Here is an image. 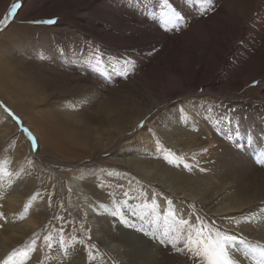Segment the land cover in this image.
<instances>
[{"label": "bare ground", "instance_id": "6f19581e", "mask_svg": "<svg viewBox=\"0 0 264 264\" xmlns=\"http://www.w3.org/2000/svg\"><path fill=\"white\" fill-rule=\"evenodd\" d=\"M13 1L0 0V18L7 12ZM46 1L43 6L48 4ZM51 1L57 5L62 3V0ZM89 2H92L90 8H84L85 12L79 14L81 18H83L82 15H88V17L94 15L93 25L89 26L76 18L80 24L79 27H86L83 37L78 36L76 33L78 29L72 25H63L65 27L61 31V36L43 48L42 60L45 61L42 64L34 63L33 66H21L16 60H13L0 68V87L3 89L5 85L11 88L14 85L21 86L25 92L34 95L32 98L42 106H46L50 102L45 98L44 90L47 91L49 87L47 86L43 90L42 86L45 85L47 76H69L72 83L80 87L77 94L79 96L85 94L84 101H89L86 106L82 107V110L90 112L95 118L94 120L98 122L106 121L109 114L113 112V108H117V106L110 108L114 99L118 100V104H127L129 110L127 108L116 109L112 116L116 121L124 122L127 125L128 128H123V133L126 136L127 133L134 130L139 131L142 121L146 123L156 117L157 122L147 138L150 139L155 133L154 138H160L173 152L192 159L199 170L202 167H207L208 170L198 179L200 173L196 169V177L186 180L185 173H179L164 165L161 168L156 163H151L150 157H145L143 160L136 159L135 165L131 168L144 173L159 184L171 188L172 194L177 195V198L184 197L186 202L182 200L179 205H176L177 202H175L167 205L166 208L179 213V218L182 216L184 219H188L190 225L198 224L200 218L195 221L191 219L189 213L183 211L186 206L184 204L193 201L205 204L206 200H209L208 207L214 215V220L221 223L222 226L236 231L233 233H242L249 240L264 244V164L256 162L259 145H248L246 141V145L243 146V138L247 139L244 136L229 140L227 136L233 132L235 123H229L224 119L225 111L232 109L234 117L239 122L241 135L252 130L259 135L260 129L264 128V112H256L258 115L254 116L249 112L246 102L240 105L224 104L222 107H218L219 100H215L218 95L216 92L228 91L229 94L234 93L233 97L240 92V88L248 85L246 84L248 80L252 82L254 79L264 78V60L260 59L262 62L254 67H251V63L254 62H250L255 59L252 58L254 54L258 57L264 54V0H214V7H220L217 12H225L231 18L218 23L215 22L217 12L213 15L198 14V5L195 0H171L173 7L185 14L187 20L186 28L172 32H166L164 26H160V17L156 15L161 11L160 0H73V5L88 6L86 4ZM33 5L37 10H40L37 0H25L11 24L0 33V56L6 53V50L14 51L15 46L19 43H23V51L30 52L35 47L40 50L39 41L46 35H52L38 26L17 23L24 17L25 10L28 7L32 8ZM151 11L157 13L152 14ZM36 12L37 16L38 11ZM60 25L62 24L57 26ZM165 27L171 28L172 26L166 25ZM232 29L235 30L234 38H231L229 32ZM55 30L57 29L55 28ZM94 37L101 40L100 44L96 46L100 53L97 57L101 61L100 72H94L91 68L86 71L87 66L83 63L84 59L90 55L85 44L87 42L91 45L95 41ZM80 38H85V40ZM174 46L177 48L172 49ZM127 61H131L127 67V75H121V66L125 65ZM64 65L73 67V72H69V74L67 71L64 72L65 70L60 68ZM113 66H115V71ZM142 66L146 67L145 70H142ZM25 67L34 68L38 72L36 81H25L24 78L30 79V76L25 72ZM157 67L161 69L160 74L157 73ZM256 67H259V72L254 75ZM44 71L46 72L42 75ZM241 72H243L242 75ZM72 74L73 76H71ZM102 79H106L110 84L103 83ZM226 79H231L233 83L236 80L246 81V83H238L237 87H229L230 84H227ZM111 84H114L118 89L115 90ZM257 86H264V83H259ZM192 88H202V93L198 95L197 99L186 98L182 103L172 101L175 96L185 94ZM99 90H104L108 97L103 103L106 110L97 112L98 116L104 117L96 118L92 105L96 99L95 93ZM202 94H208V96L201 97ZM238 97L240 94L234 98ZM261 97L264 98V93ZM145 98L152 102L151 106L141 107ZM2 99L8 103L12 112L15 110L23 113V109L15 103L14 98L2 96ZM84 101L82 105L85 103ZM1 109L0 107V116L2 115ZM58 111L61 110L58 109ZM39 113L44 115L43 111ZM1 121H4V124L2 123L4 127H0V133L3 135L6 133L7 138L10 137L9 140L20 133L15 120L5 115L4 120ZM9 127L12 128V131L6 132V128ZM31 127L34 129L35 125L31 123ZM39 136V143H43L47 138L41 132H39ZM16 137H20V141L25 138L23 133ZM199 139L210 143L206 148L209 150V155L204 158L199 150L194 149ZM115 140L112 141V145ZM184 140H187L188 144L182 146L180 142ZM136 142H138L137 139L135 145L128 146L127 150L131 151L132 149L133 154L146 152L144 149L140 150L141 145ZM11 143L13 144V142L9 144ZM49 143V140H45L47 146ZM18 150L19 145L14 151L19 157ZM203 163L204 165H201ZM220 175L222 177L215 179L214 176ZM32 180L36 184L40 182L38 177L25 176L22 177L19 185L16 183L13 188H8V195L4 201L7 205L3 206L5 208L3 212L0 209V214H2L0 215V261H3L2 259L8 255L11 246L16 242H22L31 232L39 228L40 224L35 226L36 223L29 220L20 222L22 218L29 215V210L26 209L28 204L21 197L24 196L27 199L30 197L29 191L20 187L26 186ZM8 185L4 186L9 187ZM160 202L162 203L163 200ZM16 212L18 215H15ZM152 215L149 212L148 219H151ZM233 215L241 217L239 224L229 222ZM164 216L162 214L161 222L157 221L158 236L165 230L171 233L177 227L176 225L169 229L164 222L166 220ZM6 221L14 222L16 225L5 230L2 223ZM100 221L104 222L102 230L106 235H110L111 231L115 235H120L124 229L122 227L118 230L116 227V229L112 228L111 221L106 217L100 218ZM93 222L92 219L91 223ZM150 226L148 225L149 229ZM91 229L95 235L93 236L102 245L109 243L108 237L107 239L100 237V232L94 224L91 225ZM11 232L14 235H11ZM120 237H118L120 242H125ZM156 246L160 247V250L157 249L155 255L149 254L143 261H139L142 256L140 248L137 247L136 251H133L136 259L130 264H156L163 261L162 258L165 257V260L171 262L169 264H190L186 255L173 253L170 245L163 246L156 243ZM147 247L149 248V246ZM242 248L243 246L237 247L234 251L236 256L232 255L233 258L239 261V264H253L250 258L244 257ZM118 249L121 250V248ZM77 254L74 256L80 263L83 257L81 252H79L80 256ZM174 258L178 260L174 261Z\"/></svg>", "mask_w": 264, "mask_h": 264}, {"label": "rangeland", "instance_id": "374dc122", "mask_svg": "<svg viewBox=\"0 0 264 264\" xmlns=\"http://www.w3.org/2000/svg\"><path fill=\"white\" fill-rule=\"evenodd\" d=\"M24 1L25 0H23V2ZM44 1L46 0H37V5L40 6V10H37L35 5H33L34 7L32 6V8L28 7L24 12V17L19 19L17 23L26 26H38L49 32L48 34L52 35H46L39 41L41 51L37 50L36 47L32 48V51L30 52L23 51V43H19L15 46L14 51L6 50V53L8 54L4 53L0 56V61H3V63H0V68L11 63L13 60H16L21 66H33L34 63L40 65L45 61L42 60L43 48L46 47L47 44L49 45L55 41L54 39H58L61 36V31H63L66 26L65 24L72 25L78 29V32L76 33L79 37L84 36L83 33L86 32L84 28L86 27H79L80 24L76 21V18L82 23H87L89 26L93 25L94 15H90L91 17H88V15H82L83 18H81L79 14L85 12L84 8H90L92 2L87 3L86 5L88 6H74L73 0H62V3H59L58 5L54 4L55 2H52L51 0H47L46 2L48 4L43 6ZM14 2H16V0L12 3ZM219 8V6L214 7V10L208 12V14L213 15ZM36 11H38L37 16L35 15L37 13ZM5 13L7 14V12ZM5 13L2 17L6 15ZM151 13L156 14L157 12L151 11ZM54 17L58 18V22L54 25H36L29 23V21L32 20L50 19ZM14 18L12 20H14ZM226 19H231L227 16V13L222 11L217 12L215 17L216 23L222 22ZM58 24L62 25L57 26ZM6 28L0 30V33ZM55 28L57 30H55ZM163 28L165 29L166 27L164 26ZM229 32L231 38H234L235 30L232 29V31ZM95 38L96 37L93 39L95 40V46H97L100 44L101 40ZM80 39H83V41L85 40V38ZM176 48L177 46H174L172 49ZM252 58L255 59L250 62H254L255 64L251 63V67L258 66V63L262 62L260 59L264 60V54H262L261 57L255 56L254 54ZM60 68L65 70L64 72L67 71L68 74L69 72H73V67H67V65ZM141 68H143L142 70H145L146 67L142 66ZM258 70L259 67H256L254 75L259 72ZM56 71L58 73L57 69ZM25 72L30 76L29 80L23 77L26 82L36 81V75L38 72L34 68L25 67ZM45 72L46 71H44L42 75H44ZM160 72V67H157V73L160 74ZM248 72L250 73L249 70ZM242 73L243 72H241V75ZM244 73L249 75V73ZM71 76H73V74ZM254 81H257L258 83L253 84ZM254 81L250 82L248 80V83H246V81L236 80V82L233 83L231 79H228L227 84H230L228 85L229 87H237L239 84L245 83L249 86L247 85L240 88V92H238L240 97L238 98H234L239 95L238 93L232 97L234 93L229 94L228 91L216 92L218 95L215 100L218 99L220 103L218 107H222L224 104L240 105L241 103L246 102L250 110L249 112H251V114L253 113L254 116L258 115L256 112H264V98L261 97L264 93V86H257L259 83H264V78L254 79ZM102 82L107 85L110 84L106 79H102ZM47 86L49 89L45 91L44 89L47 88ZM111 86H114L115 90L118 89L114 84H111ZM42 88L44 90L45 98L50 102L46 106H42L37 100L32 98L34 95L25 92L21 86L14 85L11 88L10 86L5 85L3 86V89L0 87V102H2V106H0L2 108L0 127H4L2 126L4 121L1 120H4L5 115L15 120L12 115L5 112V107L8 109L10 108L8 103L2 99V96H4V98H14L15 103L23 109V113L15 110L13 111L15 113H13L12 109H10L12 114L19 117L23 127L28 128L37 138V146L33 149L31 140L27 137V134L23 132L21 124L16 120L15 122L18 131L24 134L25 138L23 141H20V137H16L20 133L15 135L11 140H9L10 137L7 138L6 133L4 134L5 136L0 133V177L2 179L0 181L1 211L3 212L5 210L3 206L7 205L4 201L8 195V188H13L16 183L19 185L22 177L25 176L33 178L38 177L40 179L38 184L34 183L32 180V182H29L26 186L20 187L28 190L30 193L28 199L24 196L21 197L28 204L26 209L29 210V215L22 218L20 222L29 220L35 222V226L40 224L39 228L38 230L31 232L27 238L22 240V242H16V244L13 245L14 247L11 246L8 254L12 252L13 249L22 248L34 238L35 233H39L40 239L37 241L36 251L32 253L31 259L27 260L26 264H42V262L43 264H94V262L88 259L87 251L82 244H76L75 246L69 247V254L67 256L64 255V249L59 245L46 252L43 247V236L50 232L55 234L56 228L63 227L64 237L69 242H71L73 237H79L84 239L86 243L95 244L101 253L105 254L106 264H113V262H115V264L133 263V260L136 259L133 255V251H136L137 247L140 248V255L142 256V259H139V261H143L149 254L155 255L157 249L160 250V247L156 246V243H159L157 240L145 236L143 233L136 231V229L127 228L123 224L116 222L115 218L109 213L113 210L115 204L123 203L125 199H127L129 205L133 207L141 205L145 201L149 204L157 205L155 211L161 213L159 214L160 217H162V214L165 215V218L166 214L171 212V210H167V205H171L175 202H177L176 205H179L181 204L180 201H186L182 196L177 198V195H173V190L171 188L169 189L168 187L159 184L154 179L140 171L137 172V170H134L131 167L135 165L136 159L143 160L145 157H150L149 161L151 163H156L161 168L164 165L165 167L172 168L179 173H185L184 178L186 180H191L196 177V169L198 171L199 168L196 167L192 159L177 152H173V150H171L160 138L155 139L154 132L150 139L147 138V135H149L157 122L156 117L152 118L149 122L144 123L143 127L139 126V131L137 130L138 132L134 130L127 133L126 136L123 133V128H128L126 127L127 125H125L124 122L116 121L112 116L116 109H128L129 107L127 104H118V100L114 99L112 102L113 104H110V108L112 106H117V108H113V112L109 114L106 121L98 122L97 120H94L95 118L92 117L90 112H84L82 110V107L86 106L89 101H84L85 94H82L81 96L77 94L80 87L73 84L69 76L58 77L48 75L45 85H43ZM107 89H105L106 92ZM201 89L202 88H192L185 92V94L175 96L172 101L175 103H182L186 98L197 99L198 95L202 93ZM105 91L99 90L95 93L96 99L93 102L92 107L96 118L104 117L102 115L98 116L97 112L99 110H106V107L103 106L105 99L108 97H106V93H104ZM121 92L123 93V91ZM205 96H208V94L201 95V97ZM83 101L85 103L82 105ZM208 101L210 100L208 99ZM213 103L215 104V101ZM151 104L152 102L148 98H145V102L143 101L141 107H148L151 106ZM58 109L61 111H58ZM40 111H43L44 115H40ZM31 123L35 125L34 129L31 127ZM11 131V127L6 128V132ZM39 132L44 133V136L47 137L45 140L50 141L48 146L45 144V140L43 143H39ZM247 135L248 132L242 133L241 137H247ZM136 139L138 141L136 143L141 145L140 150L144 149L146 151L143 154L142 152L140 154H133L131 152L132 149L131 151L127 150L129 148L128 146L135 145ZM114 140L115 143L112 145V141ZM246 141L247 139L243 138V146L246 145ZM10 142H13V144H9ZM180 144L185 146L188 142L187 140H184L180 142ZM209 144L210 143L206 142V140L203 141L202 139H199L197 141V146H194V149L199 150L202 158H204L209 155V150L207 149V151H203V149L208 148ZM17 145H19V157L17 153H14ZM165 157H167V159H165ZM168 160H173L174 163H169ZM186 164L191 165V168L189 169L185 167ZM201 165H204V163ZM207 170V167L200 168V176H198V179H200L202 174L207 172ZM214 177L217 179L222 177V175ZM4 185H8L9 187ZM125 192L128 193L127 198L124 196ZM37 193L40 195L37 196ZM49 197H51L50 205ZM162 200L165 202L164 204H162L163 202H160ZM206 201L205 204H199L195 201L188 202L184 204L186 206H184L183 211H185V213L187 212V214L189 213V216L194 221L197 220L196 217H198L200 218V221H203L207 226H216L221 230L228 229L232 232H236L232 228L224 227L221 223L214 220V215L208 207L209 200ZM61 203L63 204V207H61ZM125 211H127V209H125ZM145 211L153 214L152 209H145ZM16 214L18 215L17 212L15 215ZM57 217H63V220L57 219ZM102 217H106L111 221L112 228L116 227V230L120 227L124 228L120 235H115L112 231V233L109 232L110 235L104 234L102 230L104 222L100 221V218ZM177 218L179 217L177 216ZM92 219L94 221L93 223H91ZM133 219L136 223V228H139L141 224H143L145 229L149 230L148 225L150 226V224L147 221L150 219H148L147 216L143 221H141L139 217ZM165 219L164 222H166V226L169 229H171L172 226H176L172 217L169 216ZM231 219L232 220L229 222L233 224L235 221H239L241 217L233 215ZM5 220L7 219L5 218ZM159 221L161 222V218ZM158 222H156L155 225L156 229ZM2 224L5 230L16 225L14 222L7 221ZM92 224L98 228L101 238H109L107 239L109 241L108 244L102 245L100 241L94 237L95 235L92 233L91 229ZM151 227L152 226H150V228ZM11 235H14V233L11 232ZM89 235L91 236L90 240L87 239ZM118 237L125 242H120ZM147 246H149V248ZM118 248H121V250ZM118 250L121 252H118ZM234 251H232V255L236 256ZM79 252H81V256L83 257L82 262L80 263L76 261L77 257L74 256L77 253V255L80 256ZM7 256L8 255H6V257ZM74 257L76 258L72 260ZM165 258H162L163 261H159L156 264L171 263L165 260ZM176 260L178 259L174 258V261Z\"/></svg>", "mask_w": 264, "mask_h": 264}, {"label": "snow or ice", "instance_id": "6c2138e0", "mask_svg": "<svg viewBox=\"0 0 264 264\" xmlns=\"http://www.w3.org/2000/svg\"><path fill=\"white\" fill-rule=\"evenodd\" d=\"M23 0H16L12 3L7 10V14L0 18V30L6 28L16 16L17 11L22 7ZM198 5V14H207L214 10V0H195ZM161 11L156 14L160 17L161 27L171 25V28H165L166 32L180 31L182 28L187 27V20L185 14L181 11H177L171 0H160ZM58 22V18L50 19H37L29 21V23L36 25H54ZM85 47L88 49L90 55L86 57L83 63L88 68H91L94 72H100L101 61L97 58L100 53L93 42L91 45L86 42ZM131 64V61H127L125 65L121 66L120 74L127 75V67ZM115 71V66H113ZM258 83L254 81L253 84ZM202 91V89H201ZM2 106V102H0ZM5 112H8L13 118L21 124V128L27 137L32 142L33 149L37 146V138L26 127H23L19 117H16L11 113V110L5 107ZM234 110L228 109L224 113V119L229 123H235V128L232 133L228 134L229 140H234L235 137L241 136L238 120L233 115ZM144 126L142 121L140 127ZM248 145H259V150L256 154V162L264 164V128L260 129V134L252 130L247 135ZM238 146H240L238 144ZM207 151V149H203ZM167 159V157H165ZM169 163H174L173 160H168ZM187 168H191V165H185ZM37 196L40 194L37 193ZM124 196L127 198L128 193L125 192ZM35 198V197H34ZM51 204V197H49V205ZM61 207L63 204L61 203ZM157 205L149 204L145 201L141 205L133 207L129 205L127 199L123 203H117L114 205L113 210L109 213L115 218V221L123 224L130 229H136V231L143 233L145 236L150 237L153 240H157L161 245L172 247L173 253H179L186 255L189 258L190 264H239V261L235 260L232 256V251L236 250L238 246H243L242 251L246 259H251L253 264H264V244L259 241L249 240L242 233H233L231 230H221L216 226H207L203 221H200L196 225H190L188 219H184L182 216L177 219L179 213L171 211L166 214V217H172L177 227L172 230L171 233L165 230L157 235L158 229H156V222L160 220V215L155 211ZM127 209V211H125ZM145 209H152L153 215L147 222L152 226L149 230H146L144 225L141 224L139 228H136L134 222L135 217H139L141 221L145 220V217L149 215ZM2 215V214H0ZM57 219L63 220V217H57ZM199 219V218H197ZM239 224V221H235ZM40 239L39 233L34 234V238L26 243L22 248L13 249L8 256L0 261V264H26V261L31 259L32 253L36 251L37 241ZM88 240L91 239L89 235ZM76 244L84 245L88 259L94 264H106L105 254L101 253L99 248L95 244L86 243L84 239L79 237H73L71 242L65 239L63 227L56 228L55 234L48 233L43 236V247L46 252L59 245L64 249V255L67 256L69 247ZM43 264V262H42ZM115 264V262H113Z\"/></svg>", "mask_w": 264, "mask_h": 264}]
</instances>
